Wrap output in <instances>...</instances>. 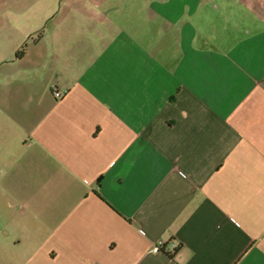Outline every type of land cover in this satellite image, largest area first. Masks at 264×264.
I'll return each instance as SVG.
<instances>
[{"label":"crops","instance_id":"1","mask_svg":"<svg viewBox=\"0 0 264 264\" xmlns=\"http://www.w3.org/2000/svg\"><path fill=\"white\" fill-rule=\"evenodd\" d=\"M0 264H264V0H0Z\"/></svg>","mask_w":264,"mask_h":264},{"label":"built area","instance_id":"2","mask_svg":"<svg viewBox=\"0 0 264 264\" xmlns=\"http://www.w3.org/2000/svg\"><path fill=\"white\" fill-rule=\"evenodd\" d=\"M65 91H56L55 95L57 97H61L64 94ZM144 232V231H142ZM165 247L164 243L162 241L158 242L156 245L153 246V251L154 252H160L163 250V248Z\"/></svg>","mask_w":264,"mask_h":264},{"label":"trees","instance_id":"3","mask_svg":"<svg viewBox=\"0 0 264 264\" xmlns=\"http://www.w3.org/2000/svg\"><path fill=\"white\" fill-rule=\"evenodd\" d=\"M26 47V43H25V45H24V48ZM23 54V49H21V50H19L18 52H17V55L18 56H20V55H22Z\"/></svg>","mask_w":264,"mask_h":264}]
</instances>
